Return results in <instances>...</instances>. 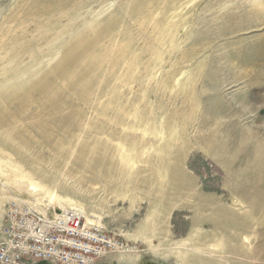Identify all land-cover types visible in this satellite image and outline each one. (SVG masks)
I'll return each instance as SVG.
<instances>
[{
	"label": "rangeland",
	"instance_id": "374dc122",
	"mask_svg": "<svg viewBox=\"0 0 264 264\" xmlns=\"http://www.w3.org/2000/svg\"><path fill=\"white\" fill-rule=\"evenodd\" d=\"M254 4L251 0H0V31L10 34L5 38L0 32V36L17 39L21 31L25 33L22 42L36 43L22 55L14 51L21 58L12 56L10 65H3L17 75L9 81L11 86L1 82L2 91L15 84L29 88L42 76L38 70L48 71L58 63L67 41L87 35L94 43L92 76L79 79L76 88L80 91L86 85L88 98V93L69 91L65 78L57 80L68 103L57 110L53 125L43 124L57 145L70 151L88 154L99 144L100 159L105 158L114 170L109 176L116 175L100 182L98 174L91 183L84 173H68L66 163L52 171V156L42 146L39 151L49 155V163L47 157L42 159L49 180H35L34 197L46 203L58 196L64 207H81L89 220L98 219L111 240L136 249L132 254L137 264H168L170 260L176 264L171 257L154 256L148 246L156 249L162 240L181 243L189 237L194 213V200L189 197L193 193L176 196L179 201L173 202L162 221L166 233L179 232L174 239L146 240L135 227L151 215L154 206L150 201L155 194L159 196L158 189L169 180V173L178 170L192 179L195 193L216 195L221 204L234 205L241 213L253 208L249 216L260 225L253 227L255 234L245 244L251 253L264 257V10ZM8 91L6 95H12L15 90ZM37 102L32 101L31 108ZM138 110L153 113L157 131L150 133L145 123L136 125ZM47 116V112L40 113V118ZM21 120L11 119L16 126ZM110 124L118 126L115 135L109 132ZM0 131L6 133L7 128ZM146 139H150L148 145ZM0 155V165L8 167V174H0V196L4 198L0 233L5 237L12 234V224L21 227L34 217L24 212L25 220H21L17 212L22 206L11 204L14 195L24 196L21 200L30 196L24 190L29 174L14 167L6 153ZM45 209L44 205L35 212L42 215ZM200 229L209 231L207 224ZM117 256L114 251L98 259L99 264H125ZM21 257L22 262L37 259L27 254Z\"/></svg>",
	"mask_w": 264,
	"mask_h": 264
},
{
	"label": "bare ground",
	"instance_id": "6f19581e",
	"mask_svg": "<svg viewBox=\"0 0 264 264\" xmlns=\"http://www.w3.org/2000/svg\"><path fill=\"white\" fill-rule=\"evenodd\" d=\"M255 1L257 7L259 9L264 10V0H251L252 7H254ZM49 24H47V26ZM21 29L22 28H20V30ZM0 32L2 34L3 31ZM4 35L2 34V36ZM2 36H0V84L1 82L2 83L4 82V84L6 85L5 82L9 83V81H13L11 79L14 78V75L17 74L13 69H10L9 71L8 69L5 68V66L3 67V65L9 66L10 65L9 62L12 60V56L18 57L16 56L17 54L13 55L14 51L16 52L19 51L20 54L22 55L27 51L28 46L29 48H32L33 46H35L34 44L36 43L29 42V45H27V43L22 42L25 33L21 31L17 39L13 37L11 39L4 40ZM7 36L5 38H7ZM24 45H26L27 48ZM93 49H94V43L89 39L87 35L78 37L77 39H74L71 42L67 41L64 46V51H63L64 54L62 55V58L58 60V63L56 65L54 64L55 66L53 65L52 69L48 71H44L43 69L40 72L38 70L37 72L42 73L41 74L42 76L39 77V79L34 80L29 88L22 89L20 85L15 84L14 87H12L15 90L14 91L15 93L13 92L12 95L10 93H9L10 95L9 94L6 95L5 93V91L10 92L8 90L12 91V88L10 87L8 90L6 89L5 91L0 90L1 91L0 92L1 93L0 94V130L2 128H7L6 133H2L0 131V152L6 153L10 157H12L13 158L12 165L16 168H20L21 171L28 173L30 176V180H28L26 176L21 175L22 178L28 180V182L24 186V190L30 191V196L27 197V199L21 200V198H23L24 196L14 195L15 198L13 201L11 200L12 201L11 204L16 205L17 207L18 206L28 207L34 213H36L35 211H39V210L41 211V207L45 205L46 207L45 210L47 211L46 212L47 215L44 212L45 210L41 212L42 215H40V213L39 214L36 213L44 219L43 224L30 225L29 227H27L26 235L24 236L25 239L27 240L31 239L43 243V245L41 246V248H39V250L35 249L36 248L35 246L31 247L30 245H20L18 246L17 252H14L12 251L13 248L8 242V239L5 237L3 239L0 233V247L3 248V255L10 258L9 261H6L4 260V258H2L0 262H2L3 264H22L19 263L16 259L12 258L19 256L20 253L29 254L33 251H36L38 254L41 253L54 254V252H49V250L52 251L54 247L52 246L51 241H48L46 239L51 235L50 229L53 228L54 225H56V222H54V220L58 218V215L55 213H52L54 218L49 215V211H51L52 209H55V211L58 212L65 211L67 212V214H74L77 217L82 218L84 220L85 226L97 227L98 229L104 230L101 226L98 225L99 224L98 219L89 220V217L86 215L83 209L75 204H73V206L64 207V205L60 203L59 201L60 197L58 196L55 197L58 199H55L53 202L49 199L47 201L45 200L46 203H44L42 199L34 197L35 193H37V188H38V185L35 183V180L37 179L40 181L49 180L48 179L49 174L47 173L46 168L44 167L45 164H43L42 162V159H45L49 155L45 153H41L39 151L42 148V146L44 147L46 146L47 147L46 151L52 156L51 158L52 164L51 166H49L52 171H54L60 164L66 163L65 169L69 167L67 169L68 173H75V172L84 173L89 177V182H91L96 175L98 176V174L100 175V180H98L100 182H105V178L116 175L115 173L116 171H115L114 172L115 174L112 173L113 175L109 176V174L112 172L111 169L113 167L111 168L110 164L107 165V160L105 158L100 159V157H103V155L100 154L99 144L93 145L88 154L80 152L78 149L77 151L75 150L76 153H73L72 151H74V149L70 151L65 147L58 146L57 141L52 138L51 132L43 124L45 123L48 125H53L54 119L58 116L56 114L57 110L62 105L68 103L67 96L64 95L65 93H63L61 91V88H59V86L57 85V80L65 78L66 80H68L66 81L67 82L66 87L69 89V91L72 92L76 91L78 93L82 92L84 93L82 95L88 93L87 95L88 98L89 96L88 90L90 89L86 85H84L83 87H81L82 89L80 88V91L79 90L77 91L78 89L77 87H79L78 84L79 79H82L85 76H87L88 78L92 76L90 73L92 71L93 66H95L93 60H96L95 59L96 57L92 56L93 54L91 53ZM255 53L252 54V57L254 56ZM19 57L21 58V56ZM246 64L249 65L250 62L249 64L248 62ZM202 69H203V65L199 67L198 72H200V70ZM10 84L11 83H9V85ZM57 97H61V98L57 99ZM32 101H38V102L34 107L31 108L30 103ZM29 106L31 109L29 108ZM115 110L114 112L115 114H117L116 112H119V110L116 111ZM41 112H47L49 116L45 118H40ZM115 116H116V120L120 121L119 115H115ZM135 116H136V120L138 121L136 125L140 123H145L147 125L146 126L147 130L150 133L156 130L154 127L155 120L153 113H150L149 111L146 112L143 110H138L135 112ZM12 118L22 119L20 121V126H16L18 123L12 122L11 121ZM162 118L163 116L161 117V121ZM170 118H172V115ZM26 120H30V121L26 123L25 122ZM185 120L186 118L184 119L182 118L181 121L184 124H186L184 122ZM116 126L110 124L109 132L111 134L113 133V135L116 134V130H117ZM138 127L141 126L139 125ZM170 127H169L170 131L173 132L172 126ZM161 128L163 129V127ZM181 138L183 137L181 136ZM51 139L56 142V143L54 142L55 145L52 144ZM145 142L146 145H148L150 139L149 140L146 139ZM186 143L189 144V142ZM82 149L84 148L82 147L81 150ZM82 154H85L87 157H83ZM180 158L181 157H179L178 160L179 162H181ZM48 160L49 158L47 157V161L45 160V162H48ZM121 160L124 161L123 158ZM104 167H108L107 170ZM7 168H8L7 166L1 163L0 174L2 175L8 174L6 173ZM176 171L173 170L172 172L170 171L171 174L169 173L168 176L169 180L168 181L166 180L164 184H161V186L158 189L159 196L157 197V194H155L156 195L154 196L155 199L150 201L149 203L151 204V207L154 206L155 209L153 208V211L151 210L152 212L151 215H148L147 217H145V219L137 223V226L135 227V231L137 232L139 237L141 236V238L143 237L146 240L152 239L154 237L160 238V240L164 239L165 237H170L174 239L175 235L178 234L179 232L175 230H167L166 233V230L163 228L162 221L164 218H167V216L169 215L168 210L173 208L172 206L173 202L179 201L178 197L176 196H178L183 192H186L187 194L193 193L189 198H192L194 200V213L190 219L191 222L189 224V234H188L189 237H187L186 235L184 241L181 243L174 242L171 240V241H165L166 243L168 242V244H165V242H163L162 240V243L156 249H152L148 246V251L154 254V256H159L162 259L169 260L171 257V259H173V261L176 264H264V257L262 256V254L259 252L251 253V251L247 248L245 244L246 239L251 235L255 234L253 232V227L256 224L260 225V223L258 222L259 220L253 222L252 218H250L249 216L250 210H252L253 208L251 209V206H249L250 209H246L244 213H241V211L236 209L237 207L234 205L230 206L226 203L221 204L219 201H217L219 197H217L216 195L214 196L211 194H204L200 191H198L197 194L194 192L195 185L192 179L183 175L182 173H180V171L177 173ZM129 177L130 176H128V178ZM130 178L129 180L131 181ZM54 180H55L54 177H50V181L52 183ZM114 180L116 181V177ZM126 182H128V180H126ZM124 184L125 182H123L122 185ZM15 187L18 190H20L17 186ZM6 188H7L6 185H2L1 190L5 191ZM112 188L113 187H111V189ZM233 194L235 193L233 192ZM3 200L4 198L0 196V203H2ZM26 200H31V202L30 201L26 202ZM238 200H240V198H238ZM244 200L245 199H243L242 201ZM191 209L193 210V208ZM15 211L17 212L16 209ZM0 212H2L1 209ZM205 213H208L207 216H204ZM47 216H50L51 218H53V220L49 219V217L47 219ZM202 224H207V226L209 227V231H201L200 225ZM157 225H159V227L154 232H152L151 228ZM0 232H1V228H0ZM170 233L172 234L169 236L168 234ZM60 241L62 243L67 242V240L64 239H61ZM109 244L112 247L111 250L104 253L100 258L103 259L108 254L117 251L118 256L115 259L118 262H122L125 264H137L136 263L137 258L135 255L132 254L136 250L135 248L127 249L125 246L122 247L120 243H117L111 239L109 241ZM228 255L230 257H228ZM99 262L101 261L97 260L95 264H99ZM171 262L172 260H170L168 264H171Z\"/></svg>",
	"mask_w": 264,
	"mask_h": 264
},
{
	"label": "built area",
	"instance_id": "2783aa9c",
	"mask_svg": "<svg viewBox=\"0 0 264 264\" xmlns=\"http://www.w3.org/2000/svg\"><path fill=\"white\" fill-rule=\"evenodd\" d=\"M24 212L34 218L32 220H26V223L21 227L16 225L17 228H15L12 224V234L10 233L5 236L14 252H17L18 246L20 245L35 246V249L38 250L43 245V243L38 241L27 240L24 236L26 235L27 227L32 224L42 225L44 219L40 215L32 212L30 208L23 206L22 211H18V215L23 220H25ZM52 213L57 214L58 218L54 220L56 225L50 229L51 235L46 239L51 241L54 248L52 251L49 250V252H54V254H38L36 251H33L27 255H32V257L37 259L32 258L30 262H22L21 256L25 253H20L19 256L12 258L22 264H95L104 253L111 250L112 247L109 244L111 236L107 231L98 229L97 227H87L82 218L74 214H67L65 211L58 212L52 209L49 211V215L54 218ZM50 216H47V219L49 217V219L53 220ZM15 236L19 238V241L14 240ZM61 239L67 240V242L62 243L60 241ZM0 251L2 253L0 261L2 258L9 261L10 258L3 255L2 247H0ZM0 264L3 263L0 262Z\"/></svg>",
	"mask_w": 264,
	"mask_h": 264
}]
</instances>
